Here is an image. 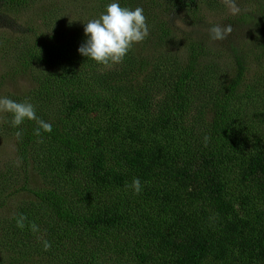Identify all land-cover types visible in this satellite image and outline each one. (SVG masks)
<instances>
[{"label":"trees","instance_id":"trees-1","mask_svg":"<svg viewBox=\"0 0 264 264\" xmlns=\"http://www.w3.org/2000/svg\"><path fill=\"white\" fill-rule=\"evenodd\" d=\"M37 1L0 7L16 18ZM64 2L76 19L50 16L59 26L46 37L24 24L33 43L6 72L33 83L7 97L30 100L53 131L38 137L26 121L17 138L10 115L0 117L15 152L11 173L0 161V206L29 195L0 221V264H264V0L237 4L251 38L231 44L224 63L202 32L180 40L172 30L177 12H198L196 0H119L144 9L149 36L111 67L77 48L112 0ZM249 70L260 78L247 83ZM30 173L41 187L29 188Z\"/></svg>","mask_w":264,"mask_h":264},{"label":"rangeland","instance_id":"rangeland-1","mask_svg":"<svg viewBox=\"0 0 264 264\" xmlns=\"http://www.w3.org/2000/svg\"><path fill=\"white\" fill-rule=\"evenodd\" d=\"M65 0H39L37 1L31 11H19L16 14L17 17L10 16L8 8L2 11L0 7V19H8L11 24L9 26L0 25V96L18 95L29 89L32 84L30 79L26 76H8L6 75L9 67L13 66L11 60H13L14 51H17V47H21L25 41L33 43V34L28 33V29L24 24L30 26V22H33V28L42 36H53L56 33L52 32L53 27H58L59 24L52 23L50 16L59 20L63 18L65 21L68 19H76V12L80 11L76 4H68ZM159 0H157L158 2ZM218 1L220 6L214 2ZM244 2L243 6H246L247 0H196V8L198 12L190 10L187 12L176 13L174 20L170 22L173 24V32L180 40H185L190 32H202L205 34V38L212 42L209 36V27L212 25H231L232 32L224 41H214V47L220 48L221 61L224 63L230 52L231 44L243 43L250 40L251 25L248 21H245L241 15H237L239 8L237 4ZM250 7L251 5H247ZM217 8V9H216ZM199 21V24L196 23ZM12 33V34H11ZM43 41V40H42ZM50 41L44 40V43L49 44ZM41 43V41H40ZM138 44H136V47ZM173 57H179L181 52H177L175 47L171 48ZM224 56V58L222 57ZM220 63V62H219ZM258 71L249 70L246 72V82H253L258 77ZM262 76V74H260ZM242 107L250 108L249 100L242 94ZM2 112H0V117ZM14 143L10 137L2 136L0 134V161L1 167L5 173H11L14 170ZM15 160L17 158L15 157ZM3 172V173H4ZM31 187H41V181L36 176L28 174ZM20 183V182H18ZM29 199L28 192H17L10 200L9 204L0 206V221L9 214L10 206L21 203ZM11 206V207H12ZM1 228V224H0Z\"/></svg>","mask_w":264,"mask_h":264},{"label":"clouds","instance_id":"clouds-1","mask_svg":"<svg viewBox=\"0 0 264 264\" xmlns=\"http://www.w3.org/2000/svg\"><path fill=\"white\" fill-rule=\"evenodd\" d=\"M209 36L213 41H224L232 32L231 25H212L209 27ZM149 36L144 9L121 7L119 0H112L98 18L91 19L84 25V41L77 48V52L95 61L97 64L111 67L123 62L134 45L143 42ZM0 112L8 113L11 117L10 127L17 129L15 135L20 138V126L26 121H33L37 125L34 135L42 137L43 133H51V122L37 115L35 105L28 99L17 101L7 96H0ZM128 187L134 194L142 191L139 178L132 180ZM23 215L17 220V227H25ZM33 232L39 231L36 224H31ZM44 250L51 247L47 240L42 241Z\"/></svg>","mask_w":264,"mask_h":264}]
</instances>
